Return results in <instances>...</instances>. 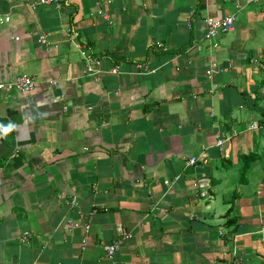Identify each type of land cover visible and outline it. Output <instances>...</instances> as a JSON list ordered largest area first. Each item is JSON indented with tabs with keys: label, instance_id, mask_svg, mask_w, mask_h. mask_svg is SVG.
<instances>
[{
	"label": "crops",
	"instance_id": "1",
	"mask_svg": "<svg viewBox=\"0 0 264 264\" xmlns=\"http://www.w3.org/2000/svg\"><path fill=\"white\" fill-rule=\"evenodd\" d=\"M40 2L0 0V264H264V0Z\"/></svg>",
	"mask_w": 264,
	"mask_h": 264
},
{
	"label": "built area",
	"instance_id": "2",
	"mask_svg": "<svg viewBox=\"0 0 264 264\" xmlns=\"http://www.w3.org/2000/svg\"><path fill=\"white\" fill-rule=\"evenodd\" d=\"M61 2V0H41V4H55V5H59ZM101 6V2L98 1L97 2V7ZM100 13L102 16H104V18H108V15L106 12L100 10ZM10 18L6 17V20H9ZM235 22H236V16L234 15H227L225 17L222 18H217V17H208L207 19V24H208V39L209 40H215L218 36H220V34L229 32L231 30H233L234 26H235ZM110 23L112 24V22L110 21ZM40 41L42 43H47V36L45 34H42L40 37ZM218 46V42H214L213 43V47H217ZM89 69L91 70V67H89ZM217 71H221V68L218 66L217 62H212L210 69L208 70V73L210 75L214 74V72ZM37 85V80L35 77H33L30 74H21L20 76H18L16 78V80H14L12 83H0V88H5L7 90L9 89H16L22 92H29L31 90H33ZM214 89H216L218 86L214 85L213 86ZM251 127H256L255 124H251ZM226 140L224 139H219L218 140V145H222ZM188 165L192 166V165H196L199 164L200 162L202 163H207L209 162L208 159H203L201 157H197V156H193L191 158H189V160L187 161ZM77 198L73 197V199L71 200V204L72 205H77ZM89 216V215H88ZM73 222L68 220V227L71 228L73 227ZM90 229V224L86 225V230L89 231ZM131 235L123 232L121 236H119L117 239L113 240V242H111L110 244H106L104 245V249L105 252L107 253L108 256H114L118 251L121 250L122 247V243L123 240L125 238H129ZM29 237V234H26L25 236H23L22 240L26 241ZM237 264V263H235Z\"/></svg>",
	"mask_w": 264,
	"mask_h": 264
},
{
	"label": "clouds",
	"instance_id": "3",
	"mask_svg": "<svg viewBox=\"0 0 264 264\" xmlns=\"http://www.w3.org/2000/svg\"><path fill=\"white\" fill-rule=\"evenodd\" d=\"M18 128V125L9 120L8 123L0 122V139L5 138L9 133L14 132Z\"/></svg>",
	"mask_w": 264,
	"mask_h": 264
},
{
	"label": "bare ground",
	"instance_id": "4",
	"mask_svg": "<svg viewBox=\"0 0 264 264\" xmlns=\"http://www.w3.org/2000/svg\"><path fill=\"white\" fill-rule=\"evenodd\" d=\"M92 217V216H91Z\"/></svg>",
	"mask_w": 264,
	"mask_h": 264
}]
</instances>
